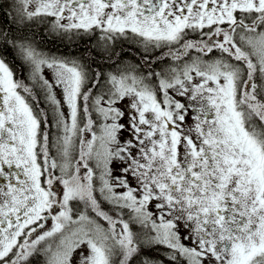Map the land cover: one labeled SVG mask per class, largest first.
Wrapping results in <instances>:
<instances>
[{
  "label": "snow or ice",
  "instance_id": "obj_1",
  "mask_svg": "<svg viewBox=\"0 0 264 264\" xmlns=\"http://www.w3.org/2000/svg\"><path fill=\"white\" fill-rule=\"evenodd\" d=\"M0 264H264V0H0Z\"/></svg>",
  "mask_w": 264,
  "mask_h": 264
},
{
  "label": "trees",
  "instance_id": "obj_2",
  "mask_svg": "<svg viewBox=\"0 0 264 264\" xmlns=\"http://www.w3.org/2000/svg\"><path fill=\"white\" fill-rule=\"evenodd\" d=\"M60 51L63 52V51H65V50L61 48Z\"/></svg>",
  "mask_w": 264,
  "mask_h": 264
}]
</instances>
